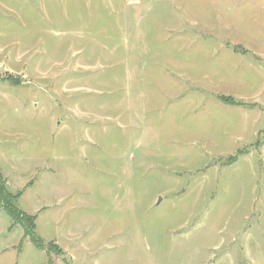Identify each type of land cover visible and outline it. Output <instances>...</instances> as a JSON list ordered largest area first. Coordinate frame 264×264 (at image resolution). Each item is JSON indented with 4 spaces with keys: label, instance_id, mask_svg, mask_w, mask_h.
Returning <instances> with one entry per match:
<instances>
[{
    "label": "rangeland",
    "instance_id": "374dc122",
    "mask_svg": "<svg viewBox=\"0 0 264 264\" xmlns=\"http://www.w3.org/2000/svg\"><path fill=\"white\" fill-rule=\"evenodd\" d=\"M0 175V264H264V0H0Z\"/></svg>",
    "mask_w": 264,
    "mask_h": 264
},
{
    "label": "trees",
    "instance_id": "16d2710c",
    "mask_svg": "<svg viewBox=\"0 0 264 264\" xmlns=\"http://www.w3.org/2000/svg\"><path fill=\"white\" fill-rule=\"evenodd\" d=\"M234 160L235 157L229 160L228 164L234 163ZM18 196V194H13L8 191L5 180L0 175V208L11 218L13 225L22 228L24 236L29 238L30 243L37 249H40L42 248V243L35 236V217H31L17 209L16 202L19 199Z\"/></svg>",
    "mask_w": 264,
    "mask_h": 264
},
{
    "label": "water",
    "instance_id": "95a60500",
    "mask_svg": "<svg viewBox=\"0 0 264 264\" xmlns=\"http://www.w3.org/2000/svg\"><path fill=\"white\" fill-rule=\"evenodd\" d=\"M160 201V198H159V200H158V202Z\"/></svg>",
    "mask_w": 264,
    "mask_h": 264
}]
</instances>
